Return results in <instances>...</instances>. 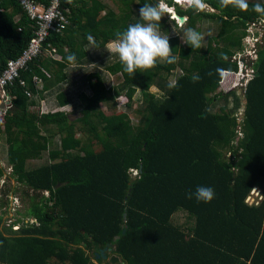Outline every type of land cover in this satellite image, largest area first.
I'll list each match as a JSON object with an SVG mask.
<instances>
[{
	"label": "trees",
	"instance_id": "obj_1",
	"mask_svg": "<svg viewBox=\"0 0 264 264\" xmlns=\"http://www.w3.org/2000/svg\"><path fill=\"white\" fill-rule=\"evenodd\" d=\"M166 1L188 17L186 29L202 34L198 24L213 20L219 33L206 49H192L179 35L169 37L176 63H161L131 78L118 56H109L104 48L117 31L140 20L143 4L158 5L156 0H119V12L104 0H61L70 23L44 41L51 56L43 53L21 71L26 85L18 78L10 86L13 107L0 120V139L8 144L15 179L36 191L29 193L33 202L38 192L52 196L34 202L11 224L2 210L0 264H105L109 259L113 264L115 256L117 264H264V197L255 205L248 202L255 188L264 193V46L259 44L245 100L237 90L222 89L230 75L240 73L235 58L245 52L247 27L264 17L251 6L264 0H249L246 12L205 0L219 13ZM0 6L1 74L8 60L27 48L37 24L18 0H1ZM160 23V30L170 32L163 18ZM89 35L96 50L90 49ZM97 50L99 55L93 52ZM73 53L75 64L66 59ZM88 56L99 59L106 72L99 69L84 77L89 92L78 93L84 102L76 105L80 116L31 109L54 97L59 107L73 104L62 85L68 69L85 64ZM107 72L118 78L117 84L110 83ZM193 75L200 76L199 82H192ZM173 77L177 87L169 89ZM138 91L143 102L136 109L137 124L129 110ZM121 96L128 99V109L111 114L102 109V103L115 109ZM47 151L48 163L28 167ZM4 174L0 162V177ZM198 186L214 189L210 203L188 198ZM14 190L11 186L5 193L9 197L0 201L2 208L11 205ZM182 212L189 216L185 227L174 222ZM108 244L113 246L108 260L97 259Z\"/></svg>",
	"mask_w": 264,
	"mask_h": 264
},
{
	"label": "rangeland",
	"instance_id": "obj_2",
	"mask_svg": "<svg viewBox=\"0 0 264 264\" xmlns=\"http://www.w3.org/2000/svg\"><path fill=\"white\" fill-rule=\"evenodd\" d=\"M104 1L107 3L109 8L115 10L116 12L120 11L119 0H104ZM170 1H172V0H170ZM156 2L158 3V5L162 4L166 8L165 15L162 18L167 22V25L170 26V28H171L170 32H168V33L166 30L165 31L160 30L161 34L162 35H168L169 37L179 35V36H181V39H182L184 36V32L186 30V26H187L188 22H186L182 26L174 18V15H172L170 13V8H173V10L175 12H177L178 7L175 5H172L170 2H167L166 0H156ZM181 5H186L187 6L186 9L190 8V6H188L186 3H182ZM207 6L208 7L205 9V11L207 13H215V12L219 13L218 11L214 10L211 6H209L208 4H207ZM103 14H105V12H103ZM173 21H175V23ZM187 21H188V17H187ZM198 27L202 30V35L205 37L202 45L206 49V47L208 46L209 40L211 38L217 37V35L219 33L220 25L218 22H215L213 20H205L203 22H200L198 24ZM247 30H248L247 32H249V33L243 41V43L245 45V52H244L243 56L247 55L245 57V59L247 58V64L244 62H240V64H239L240 65V73L230 75V78L228 80H226V77H227V75H226L225 80H226L227 84L226 85L224 84L223 85L224 87L222 88L225 93L230 92L232 90H237L239 95L242 96L243 98H244L245 86L247 85L248 80L251 77L250 69L252 68V65H249V63L251 62V60H253L254 57H257V55H259V54H253V55H249V54L253 51H256V50L259 52V47H260L259 44L264 46V17L261 18L256 23L249 24L247 27ZM105 48H107V46ZM97 51H100V50H97ZM238 53H240V52H238ZM95 54H97V53H95ZM108 54L110 56L114 55L112 53H108ZM90 61H94V60H89V62H85V64H89ZM100 64L101 63H96V65L92 66V67H89V66L79 67V68H82V71L81 72L80 71L75 72L74 83L71 86V90H69V87L67 88V90L70 92V95L73 97V104L66 105L65 107H59L58 103H57V105H55L53 103V100L48 98V99H45L47 101V103H45V104H44V102L41 103L40 107L36 108V111H40V113H43V112H50L53 110H65L67 112L73 113L72 117H71L72 119L80 116L79 115L80 110L76 108V105L77 104L84 105V102H81V99H80L78 93L81 92L82 90H86L87 92H89L87 85L84 83V77L87 75L85 73V71H87V69L88 70L89 69H98L99 67H102V66H100ZM103 70L106 72L105 69H103ZM178 72H180V71L178 70ZM106 74L109 76V80H110L111 84H115V83L117 84L118 83V78H116L114 76L111 77L112 75H109L108 72ZM173 79H175V77H173L172 80ZM39 88H42L41 83L39 84ZM151 91L153 93L159 94L155 88H152ZM142 97L143 96H142L141 91H138L136 96H135V99H134L133 108L131 110H129L130 114L133 117L134 122L137 124L139 123V118L137 117L136 109L140 106V103L143 102ZM244 100H245V98H244ZM126 103H128V99L126 97H122L116 101V108L115 109L112 108L111 106H109L108 104H105V103H102L101 107L107 114H111L115 111L120 112L121 110L124 111V110L128 109L126 107ZM223 104H224V102L221 103L222 106H223ZM220 107L215 108V111H219ZM31 109L35 110L33 108H31ZM243 113H244V110H242L241 115H243ZM243 120H244V116H241L240 123L243 122ZM57 131L58 130L56 129V127H53L51 129V132H53V133H57ZM78 134H81V133H78ZM83 136H84V133H83ZM57 139H58V137H57ZM0 146H1L0 162H1V164L5 170V174H4L5 176L3 175L2 177H0V201L1 200H7V198L9 196H7L5 193L9 192V188L11 186H14V189H15L14 191L11 192V196L9 198L11 200V205L9 207L4 206L2 208V204L0 203V213L3 210V214L5 213V217L8 219V220H6V224H11L14 221H16L17 218L24 217V215H25L24 213H26L30 209L31 205L34 202H44L43 201L44 198L45 199L50 198L52 196V193L50 191L38 192L37 198L33 202L29 193L33 194L36 191L34 189L30 188V186L25 185V183H21L17 179H15L14 174H13V167L11 165H9L8 161H7L8 144L5 142V140L3 138L0 139ZM231 157H232V155L229 154L228 159H230ZM49 161H50L49 152L47 151L42 158L30 160L28 162V167L29 168L38 167V166H41V165L48 163ZM135 174H138V173H135ZM263 197H264L263 188L257 187L252 192L251 196L248 199V202L250 205L258 204V202H260L263 199ZM188 217L189 216L186 213H183V212L179 213L176 216V219L174 222L176 225H181L183 227L188 226L189 225ZM105 264H111L110 259Z\"/></svg>",
	"mask_w": 264,
	"mask_h": 264
},
{
	"label": "clouds",
	"instance_id": "obj_3",
	"mask_svg": "<svg viewBox=\"0 0 264 264\" xmlns=\"http://www.w3.org/2000/svg\"><path fill=\"white\" fill-rule=\"evenodd\" d=\"M66 2L72 4L73 0H66ZM184 2L196 11H204L208 7L205 0H184ZM219 2L222 7L231 6L245 12L250 10L249 0H219ZM165 11L162 4H143L139 8L140 20L129 24L123 31H117L115 39L108 43V53L118 56L123 72L129 77L132 78L136 72L146 73L154 70L161 63H176L178 57L173 54L169 36L162 35L160 31V22ZM251 11L264 16V3L256 2L251 6ZM87 39L92 46L90 49H96L94 38L89 35ZM204 39L205 37L194 28H187L182 38L183 42L192 49L202 48ZM66 59L71 64L76 63L74 53L69 54ZM218 71L220 70L218 69ZM190 79L196 83L199 82L200 76L193 75ZM167 87L169 89L176 88L177 81L171 80ZM187 195L189 199L194 195L197 202L210 203L215 197V192L210 186H198L194 194L189 192Z\"/></svg>",
	"mask_w": 264,
	"mask_h": 264
},
{
	"label": "built area",
	"instance_id": "obj_4",
	"mask_svg": "<svg viewBox=\"0 0 264 264\" xmlns=\"http://www.w3.org/2000/svg\"><path fill=\"white\" fill-rule=\"evenodd\" d=\"M27 12L29 17L37 24L35 36L31 39L27 48L18 57L8 60L6 69L0 74V120H2L7 111L13 107L12 96L10 94V86L20 78L22 85H26V81L21 79V71L28 68L29 64L36 58H38L44 51V41L49 37L51 31H62L70 23L69 15L66 13V9L63 8L61 0H51L49 5H45L42 2H36L35 0H18ZM1 3V0H0ZM3 8L0 6V11ZM66 12V13H65ZM249 52V51H248ZM247 54V53H246ZM258 54V51H253L249 55ZM247 55L240 54L235 60L243 62L245 60L247 64ZM258 57V55H257ZM253 58L249 65H252L250 71L254 70ZM35 82H41L39 76H34ZM27 94L32 96L31 91H27ZM4 107H1V106Z\"/></svg>",
	"mask_w": 264,
	"mask_h": 264
},
{
	"label": "crops",
	"instance_id": "obj_5",
	"mask_svg": "<svg viewBox=\"0 0 264 264\" xmlns=\"http://www.w3.org/2000/svg\"><path fill=\"white\" fill-rule=\"evenodd\" d=\"M105 49V51H107V48H104ZM92 50H95V49H92ZM51 52H52V50H50V49H44V51H43V53H46L47 55H49V56H51L52 54H51ZM93 52H95V53H97L98 55L100 54V51H93ZM108 52V51H107ZM42 53V54H43ZM110 56V55H109ZM89 57V56H88ZM87 57V59L85 60V62H89V59L91 58V57H89L88 58ZM55 58H61V56L60 55H57ZM101 61L98 59L97 61H90V63L89 64H83V65H79V64H77V65H73V66H71L69 69H68V72H69V78H68V80L66 81V83H64L63 85H62V89L63 90H67V88L69 87V90H71V86L73 85V83H74V74H75V72L76 71H82V68H79V67H87V66H89V67H92V66H95L96 65V63H100ZM99 67V66H98ZM104 67H99L98 69H87V71H85V73L86 74H88V73H90V72H92V71H96V70H99V69H103ZM45 70V69H44ZM47 73L49 74V72L47 71ZM35 76H38V75H35ZM78 77V76H77ZM40 78V77H39ZM77 79V78H76ZM34 82H35V80H34ZM35 83H38V84H42L43 83V81H42V79H41V82H35ZM152 88H155L157 91H159L156 87H152ZM55 96V95H54ZM122 97H124V96H121L120 98H122ZM53 100V103H55V105H57L56 104V100H55V97L52 99ZM44 102V104L45 103H47V101L44 99V100H41V103H43ZM50 102V101H49ZM13 104V103H12ZM41 105V104H40ZM40 105H35V106H33L32 108L33 109H35L36 110V108H39L40 107ZM48 106V105H47ZM2 107V106H1Z\"/></svg>",
	"mask_w": 264,
	"mask_h": 264
},
{
	"label": "water",
	"instance_id": "obj_6",
	"mask_svg": "<svg viewBox=\"0 0 264 264\" xmlns=\"http://www.w3.org/2000/svg\"><path fill=\"white\" fill-rule=\"evenodd\" d=\"M181 7L182 8H184V9H186L187 8V6L186 5H181ZM165 10H166V8H165ZM172 15H174V18L178 21V23L180 24V25H184L186 22H187V17H185V16H181V15H179L177 12H174V13H171ZM243 62H246L245 60H243ZM245 90V89H244ZM2 107H4L3 105H2ZM126 217V219L128 218V215H126L125 216ZM126 232H124V234H125ZM120 237L119 236H117L116 238H115V240H118ZM112 244H108L107 245V247L104 249V250H101V252L97 255V259H99V258H103L104 260H107L108 259V257H107V252H110V251H112ZM111 261H112V263L113 264H117L118 263V261H119V259H118V257H113L112 259H111Z\"/></svg>",
	"mask_w": 264,
	"mask_h": 264
},
{
	"label": "bare ground",
	"instance_id": "obj_7",
	"mask_svg": "<svg viewBox=\"0 0 264 264\" xmlns=\"http://www.w3.org/2000/svg\"><path fill=\"white\" fill-rule=\"evenodd\" d=\"M174 3L180 5L181 3H185L184 0H172ZM175 11L173 10V8H170V13H174ZM250 74H252V72L250 71Z\"/></svg>",
	"mask_w": 264,
	"mask_h": 264
}]
</instances>
